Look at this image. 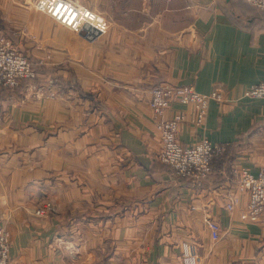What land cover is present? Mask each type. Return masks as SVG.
I'll use <instances>...</instances> for the list:
<instances>
[{"label":"crops","instance_id":"obj_1","mask_svg":"<svg viewBox=\"0 0 264 264\" xmlns=\"http://www.w3.org/2000/svg\"><path fill=\"white\" fill-rule=\"evenodd\" d=\"M73 1L101 14L107 31L89 40L31 0H0V30L41 67L40 83L58 84L54 98L29 83L0 94V227L12 264H182L183 242L200 264H264V213L241 220L245 194L224 209L232 169L256 175L264 163V99L242 96L264 81V9L246 0ZM168 83L223 92L202 128L179 127L183 145L202 136L225 144L194 191L156 158L149 90ZM48 203L53 210L37 216ZM206 217L218 222L217 239Z\"/></svg>","mask_w":264,"mask_h":264},{"label":"built area","instance_id":"obj_2","mask_svg":"<svg viewBox=\"0 0 264 264\" xmlns=\"http://www.w3.org/2000/svg\"><path fill=\"white\" fill-rule=\"evenodd\" d=\"M246 1L256 8L264 9V0ZM37 7L44 9L49 16L75 32H80L88 26L96 29L101 35L108 28L101 14L68 0H38ZM36 77L32 63L0 33V89H12L22 80H34ZM28 87L33 89L35 85L30 82ZM46 87H57V80L50 78L45 84ZM54 93L55 91H51L47 94L52 96ZM149 93V108L160 139L157 160L167 165L176 177L189 180L192 191L201 188L203 181L212 171L214 156L223 152L225 144L212 143L202 136L191 145H183L178 139V131L180 125L185 122L202 128L210 100L221 101L223 92L214 89L209 93H200L190 85L168 83L151 87ZM242 96L264 99V81L245 88ZM173 104H178L181 108L173 115L167 116ZM228 180L233 184L235 193L226 195L224 209L232 212L239 204V194H245L246 202L239 213L240 219L247 222L259 221L264 213V163L256 175L245 167L233 168ZM53 208V205L48 203L36 209L35 214L43 216ZM206 218L211 237L217 239L220 232L218 222ZM9 246V235L0 227V264H10ZM181 263L200 264L194 245L187 242L181 244Z\"/></svg>","mask_w":264,"mask_h":264},{"label":"rangeland","instance_id":"obj_3","mask_svg":"<svg viewBox=\"0 0 264 264\" xmlns=\"http://www.w3.org/2000/svg\"><path fill=\"white\" fill-rule=\"evenodd\" d=\"M37 1L38 0H31V3L29 4V6H31V8L32 9H34L35 11H39L40 13H43V14H45L46 16H48V17H50L53 21H55V22H57V23H59V24H62V23H60V22H58L55 18H52L51 16H49L45 11H43L44 9H39L38 7H37ZM68 1H70L71 3H73V4H75L74 3V1L73 0H68ZM77 5V4H76ZM63 25V24H62ZM63 26H65V25H63ZM67 28H69L68 26H66ZM0 33L2 34V35H4L9 41H10V43H11V45L13 46V44H12V42H11V39H10V37L3 31V30H0ZM100 35V34H99ZM14 47V46H13ZM15 48V47H14ZM16 49V48H15ZM17 50V49H16ZM17 51H19L21 54H23L20 50H17ZM24 55V54H23ZM25 56V55H24ZM26 57V56H25ZM27 58V57H26ZM28 59V58H27ZM29 60V59H28ZM31 63H32V65H33V70H34V67L37 65L34 61H32L31 59L29 60ZM34 72H35V70H34ZM35 74H37V78H39V73H36L35 72ZM28 83H30V82H27L26 83V85H25V88L27 87V84ZM33 83V82H32ZM20 84V83H19ZM18 84V85H19ZM42 83H39V82H34V85H35V88H33V89H30L29 87H28V90H32L33 92H34V94H38V95H42L43 97H45V98H54V97H56L57 96V90H58V84H57V87H46L45 88V83L44 84H42ZM17 85V86H18ZM53 89V90H52ZM216 89V88H215ZM214 90V89H213ZM51 91H55V93L54 94H52V96H50L49 94H47V93H49V92H51ZM222 101V100H221ZM208 109V108H207ZM157 130V129H156ZM158 132V131H157ZM158 137H159V134H158ZM159 141H160V139H159ZM160 150V149H159ZM159 152V151H158ZM158 154V153H157ZM157 154H156V156H157ZM167 166V165H166ZM210 174V173H209ZM208 177V176H207ZM1 228H3V227H1ZM4 229V228H3ZM7 233H8V235H9V240H10V234H9V232L6 230V229H4ZM68 247H72V246H68ZM71 249L72 248H70V252H71ZM10 264H12V262H11V259H10Z\"/></svg>","mask_w":264,"mask_h":264},{"label":"trees","instance_id":"obj_4","mask_svg":"<svg viewBox=\"0 0 264 264\" xmlns=\"http://www.w3.org/2000/svg\"><path fill=\"white\" fill-rule=\"evenodd\" d=\"M263 10V9H262ZM34 70H35V72L36 73H43V70L41 69V67H38V66H35L34 67ZM37 75V74H36ZM27 82H39L38 81V78L36 77L34 80H27V79H24V80H22L21 82H20V84L18 85V86H16V87H14V88H12V89H10V88H2V89H0V94L1 93H4V92H7V91H10V90H14V89H17L18 87H21V86H24L25 87V85H26V83ZM40 83V82H39Z\"/></svg>","mask_w":264,"mask_h":264},{"label":"water","instance_id":"obj_5","mask_svg":"<svg viewBox=\"0 0 264 264\" xmlns=\"http://www.w3.org/2000/svg\"><path fill=\"white\" fill-rule=\"evenodd\" d=\"M79 33L89 40H93L99 36V32L96 29L88 26H85L84 29H82Z\"/></svg>","mask_w":264,"mask_h":264}]
</instances>
